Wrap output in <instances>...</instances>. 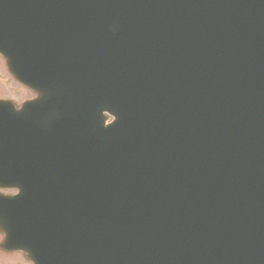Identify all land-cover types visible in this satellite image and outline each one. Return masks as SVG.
I'll return each mask as SVG.
<instances>
[{"label":"water","instance_id":"95a60500","mask_svg":"<svg viewBox=\"0 0 264 264\" xmlns=\"http://www.w3.org/2000/svg\"><path fill=\"white\" fill-rule=\"evenodd\" d=\"M0 1L72 22L70 116L29 132L0 103V178L28 169L6 149L43 145L32 176L90 182L66 216V253L81 249L79 264H264V0ZM67 41L40 32L41 47Z\"/></svg>","mask_w":264,"mask_h":264},{"label":"flooded vegetation","instance_id":"af4514ba","mask_svg":"<svg viewBox=\"0 0 264 264\" xmlns=\"http://www.w3.org/2000/svg\"><path fill=\"white\" fill-rule=\"evenodd\" d=\"M10 81L12 83L13 89H14V97L13 99L17 100L14 101L18 104L27 101V100H31L33 98L31 92H29L28 90L24 89L23 87H21L20 85L16 84L15 82H13V80L10 78ZM22 97H17L22 95ZM26 94V95H25ZM19 100V101H18ZM6 194H13L14 192H5ZM1 236H0V241H1ZM0 264H29L25 258L19 254V253H4L0 251Z\"/></svg>","mask_w":264,"mask_h":264},{"label":"rangeland","instance_id":"374dc122","mask_svg":"<svg viewBox=\"0 0 264 264\" xmlns=\"http://www.w3.org/2000/svg\"><path fill=\"white\" fill-rule=\"evenodd\" d=\"M5 75L6 74L4 73L2 68L0 67V94H4L5 92H10V93L15 95L11 81L7 77H5ZM1 78L3 80H5L6 82H2ZM6 79H8V80H6ZM22 96H23V94L20 96H17V97H22Z\"/></svg>","mask_w":264,"mask_h":264},{"label":"bare ground","instance_id":"6f19581e","mask_svg":"<svg viewBox=\"0 0 264 264\" xmlns=\"http://www.w3.org/2000/svg\"><path fill=\"white\" fill-rule=\"evenodd\" d=\"M41 149H43L45 152L50 151V147H45L43 145H37L34 147H30L27 149V153L30 155L32 160H35L39 157H42Z\"/></svg>","mask_w":264,"mask_h":264}]
</instances>
